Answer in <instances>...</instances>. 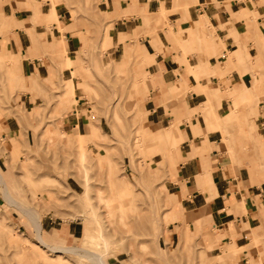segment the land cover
<instances>
[{"label": "crops", "instance_id": "0c3cea01", "mask_svg": "<svg viewBox=\"0 0 264 264\" xmlns=\"http://www.w3.org/2000/svg\"><path fill=\"white\" fill-rule=\"evenodd\" d=\"M86 6L92 8L89 15L79 10ZM161 6L163 23L149 25L146 13L157 18ZM0 11L17 22L1 39L14 64L19 59L15 73L25 79L16 105L0 109L6 141L29 140L35 124L30 110L46 102L56 76L72 80V97L80 101L75 74L86 69L87 42L98 35L101 45L105 37L107 54L135 56L138 69L148 72L142 83L148 87L146 128L168 127L155 140L169 147L163 151L172 176L165 186L177 200L164 239H179L184 217L191 232L201 230L204 245L238 249L234 264H264V236L251 241L254 231L264 229V83L259 98L246 100L247 87L264 69L254 42L259 35L264 39V0H0ZM202 14L206 24L198 32L191 22ZM196 42L204 47L194 49ZM66 59L70 64L63 66ZM91 64L101 65L94 57ZM50 73L53 81L45 82ZM138 87L134 82V91ZM217 91L219 96L209 95ZM70 99L60 98L57 107ZM71 110L63 123L75 128L79 109ZM175 118L177 126L171 124ZM3 165L0 160V173ZM43 215L46 230L78 232L72 220Z\"/></svg>", "mask_w": 264, "mask_h": 264}, {"label": "rangeland", "instance_id": "374dc122", "mask_svg": "<svg viewBox=\"0 0 264 264\" xmlns=\"http://www.w3.org/2000/svg\"><path fill=\"white\" fill-rule=\"evenodd\" d=\"M79 10L89 15L92 8L79 7ZM157 10L161 11L157 18L153 11L146 13L149 25L163 23L166 11L162 6ZM205 18L202 14L191 22L195 21L192 26L198 32H201L200 26L206 24ZM15 24L13 17L0 11L1 110L16 105L18 94L24 91L20 86L24 85V76L14 70L19 59L17 65L14 64L1 39ZM87 26L92 28L93 24L87 23ZM106 30L108 28L105 34ZM189 38L195 39L193 35ZM99 39L97 35L96 41L87 42L84 72H73L80 81L75 92L81 96L78 103L72 97V80L56 76L55 87L44 95L46 102L29 111L35 120L29 140L20 136L18 141L14 142L13 138L6 141L0 135V160L4 162L1 173L11 193L27 205L35 206L40 222L46 214L45 218L50 216L51 220L61 222L72 220V224H76L78 232L71 236L42 226L46 243L85 246L98 252L108 264H234L238 249L227 253L224 246L204 245L201 230L191 232L184 217L178 228L179 239L174 242L164 239H167L166 225L172 220L177 200L165 186L172 176L163 151L169 152V147L163 148L155 140L168 127L146 128L143 101L148 87H143L142 83L143 78H148V72L138 69V59L135 56L124 58L119 51L111 57L104 49L109 43L104 37L100 45ZM254 42L259 48V57L264 59L262 35ZM199 47L203 48L204 44L196 42L194 49ZM93 57L98 58L100 68L91 66ZM69 62L66 59L62 65ZM259 71L261 75L255 76L251 87H247L248 104L259 98L262 91L264 69ZM52 79L53 73H50L44 81L51 83ZM134 82L139 84L136 91ZM209 95L219 96L218 91ZM60 98L65 102L71 98V102L57 107ZM260 98L264 99V90ZM74 106L79 109L76 114L79 124L72 128L70 123H63V116L71 113ZM171 124L177 126V118ZM1 186L2 183L0 264H95L82 250L54 252L40 245L33 223L5 201ZM85 215L91 217L89 224ZM195 223L201 228L199 220ZM91 232L95 239L85 241L84 235ZM263 236L261 228L254 231L251 241Z\"/></svg>", "mask_w": 264, "mask_h": 264}, {"label": "bare ground", "instance_id": "6f19581e", "mask_svg": "<svg viewBox=\"0 0 264 264\" xmlns=\"http://www.w3.org/2000/svg\"><path fill=\"white\" fill-rule=\"evenodd\" d=\"M157 14H158V12H157ZM81 154L84 155L83 148H81ZM0 182L2 183L1 189L3 191V196H4L5 201L8 204H10V205L15 206L18 210L22 211L24 214H26L28 216V218L30 219L31 223H33L32 225H34V227H35L36 237H37V240H38L40 245L42 244L43 246L48 248V250H52L54 252H63V251L64 252L65 251L74 252L75 250H82L84 252L83 255L85 257L93 260L95 262V264H108L101 257V255L98 252L93 251V250H91V249H89V248H87L85 246L74 247V246H64V245L46 243V240L44 239V235L42 233V225H41V222H40V213H39L38 209L35 206L27 205L26 202H23L22 200L17 199L11 193V191H10L9 187L7 186V183L5 182V180H4L3 176L1 175V173H0ZM85 219H86V223L87 224H89L91 222V217L90 216L85 215ZM86 227L88 228V226H86ZM83 239L85 241H87V242L88 241L91 242L93 239H95V235L91 232L90 234H85ZM225 252L229 253L230 251L228 249H226Z\"/></svg>", "mask_w": 264, "mask_h": 264}]
</instances>
